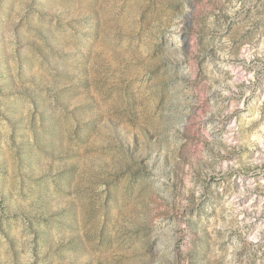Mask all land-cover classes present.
Listing matches in <instances>:
<instances>
[{
    "label": "rangeland",
    "instance_id": "1",
    "mask_svg": "<svg viewBox=\"0 0 264 264\" xmlns=\"http://www.w3.org/2000/svg\"><path fill=\"white\" fill-rule=\"evenodd\" d=\"M0 264H264V0H0Z\"/></svg>",
    "mask_w": 264,
    "mask_h": 264
}]
</instances>
